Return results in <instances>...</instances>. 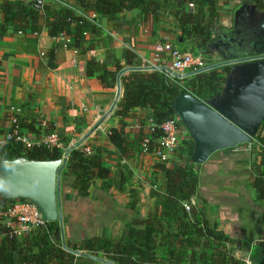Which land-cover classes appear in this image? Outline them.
<instances>
[{
  "label": "crops",
  "instance_id": "obj_1",
  "mask_svg": "<svg viewBox=\"0 0 264 264\" xmlns=\"http://www.w3.org/2000/svg\"><path fill=\"white\" fill-rule=\"evenodd\" d=\"M240 2L231 0L220 12L224 29L230 30L236 23L235 14L239 11ZM74 3L75 0H63L60 4L70 7ZM253 4L248 2V5ZM242 13L239 14L244 18L242 29L233 28L234 35L226 41L229 47H240L247 53L250 41L255 38L257 18L249 12ZM83 33L79 48L75 46L73 37H70L71 46L63 48L60 39L48 37L43 27L37 32L25 33L9 28L3 36L0 35V147L11 141V109L18 108L20 127L17 132L31 144L38 145L52 135L56 137L61 154L77 148L88 149L90 154L100 152L104 166L117 180L119 176L124 178L125 191L115 187L103 189L102 181L95 180L88 196L83 198L70 187L73 178L61 176L64 240L65 244L71 245L93 238L123 239L128 224L146 219L158 206L150 192L163 194L165 186L162 173L153 169L154 164L159 163L155 156L136 152L131 145V154L122 157L108 141L109 131L120 123L114 112L123 96L121 85L116 106L108 112L115 101L119 74L122 75L126 69L137 68L131 67L135 62L141 63L140 68L167 65L168 54L157 53V46L171 44L184 50L181 40L177 42L179 32L175 20L167 11H161L154 23L141 19L136 10L122 12L113 19L96 16ZM215 55L221 56L219 53ZM89 63L109 72H116L117 67L122 69L114 85L102 86L97 79L100 72L95 76L87 75ZM135 113L125 123V132L132 136L131 143L135 142L134 134L139 129L150 127L147 111L136 110ZM139 121H142L141 126ZM182 135L185 136L184 133ZM13 141L19 148L23 147ZM247 154L249 152L220 151L198 166L197 197L207 202L206 215L210 224L217 225L230 238L238 239L243 232L256 235L259 231L264 240V224L261 222L264 205L256 202L250 185L254 167ZM175 162L173 156L165 165L170 168ZM132 194L138 198L137 205L133 207L130 206ZM77 257L79 264L111 263L100 254Z\"/></svg>",
  "mask_w": 264,
  "mask_h": 264
},
{
  "label": "trees",
  "instance_id": "obj_2",
  "mask_svg": "<svg viewBox=\"0 0 264 264\" xmlns=\"http://www.w3.org/2000/svg\"><path fill=\"white\" fill-rule=\"evenodd\" d=\"M25 1L34 0L0 1L1 36L9 28L15 32L25 33L37 32L43 27L47 30L48 37L53 40H58L61 34L73 37L75 46L79 48L83 30L88 24L77 16V13H92L113 19L122 12L136 10L141 19L154 23L161 11H167L174 18L179 32L177 42L181 40L183 44H191L203 54H207L211 53L209 46L218 30L216 22L221 17L220 12L231 0H75L70 7L62 6L60 3L63 0H44L41 11L27 6ZM246 1L254 3L259 11H264V0ZM139 66L140 62L131 65ZM87 68V75L90 76L100 72L97 79L102 86L114 85L117 74L122 69L117 67L116 72H109L90 63ZM227 69H214L199 74L185 85L183 81L170 78L160 71L122 73L119 82L123 96L114 112V117L119 119L120 123L116 129L109 131V143L122 157H126L131 154V145L134 151L142 153V144L148 140L147 151L153 154L156 151V141L162 137L160 126L176 118L172 109L173 99L180 93L192 95L202 102L218 97ZM136 110L148 112L150 127L147 130L139 129L135 133L136 136L134 134L135 142L131 143L132 136L125 132V123L135 116ZM138 123L139 126L142 125V121ZM19 127L20 124L17 122L12 130ZM179 129L186 132L180 122ZM263 130L264 121L252 143V146L258 143L259 152L255 154L251 151L247 154L254 167L250 175V185L256 202L261 206L264 205ZM247 146L240 145L237 148ZM192 147V141L187 133L174 155L177 162L172 167L167 168L165 163L160 162L154 164L153 169L163 175L165 191L163 194L150 192V197L157 200L158 206L146 219L134 220L128 224L125 238L119 240L93 238L81 241L77 245L67 243L66 248L90 256L100 254L113 264H240L234 259L236 251H249L251 262L264 264V240L259 231L256 235L243 232L240 238L233 239L217 225L210 224L206 215L207 202L197 197L198 166L189 164ZM61 156L60 149L43 144L26 149L19 148L11 140L0 147V157L9 160L20 157L31 160H57ZM65 177L73 178L70 187L83 198L88 196L95 180L102 181L103 189L115 187L119 191H125L122 184L124 178L119 176L117 180L104 166L101 153L86 154L83 148L74 149L69 153L62 173V178ZM193 199L194 204L191 203ZM11 203L14 202L0 200V205L3 206ZM137 203V195L132 194L130 206H136ZM185 204L189 211L185 210ZM261 222L264 224V213ZM58 230L57 222L45 223L24 237L18 238L12 236L9 228L0 222V264H79L80 259L76 255L62 248Z\"/></svg>",
  "mask_w": 264,
  "mask_h": 264
},
{
  "label": "water",
  "instance_id": "obj_3",
  "mask_svg": "<svg viewBox=\"0 0 264 264\" xmlns=\"http://www.w3.org/2000/svg\"><path fill=\"white\" fill-rule=\"evenodd\" d=\"M27 6L41 11L42 0L29 1ZM250 10L257 18V31L250 41V51L236 57L222 55L221 61L211 69L228 68L221 94L202 102L192 95L180 93L172 101L174 115L193 144L189 157L192 166L205 164L217 152L252 144L264 121V59H259L264 57V12L258 13L253 5ZM246 56L255 58L238 60ZM134 70L139 69L130 68L124 72ZM119 77L115 101L108 113L114 110L119 99ZM72 150L66 151L65 158L57 160L0 157V200L33 204L44 223H58L63 249L76 256L90 257L67 249L64 240L60 182L67 164L66 157Z\"/></svg>",
  "mask_w": 264,
  "mask_h": 264
},
{
  "label": "built area",
  "instance_id": "obj_4",
  "mask_svg": "<svg viewBox=\"0 0 264 264\" xmlns=\"http://www.w3.org/2000/svg\"><path fill=\"white\" fill-rule=\"evenodd\" d=\"M192 7V5H189ZM83 20H85L86 24L89 22H93L96 19L95 14H79ZM81 25H83L81 23ZM87 26V25H86ZM84 35V33H82ZM60 41L62 42V47L67 48L71 46V40L69 36H65L61 34L59 36ZM157 53H167L169 56V63L167 65H162L159 67H137L134 71H160L163 72L166 76L177 79L179 81H185L194 76L202 74L206 71H211L212 67L204 66V62L202 61L201 54H193L189 51H183L177 47L172 46L171 44H164L157 46ZM75 53H77L75 51ZM261 57V56H256ZM255 57H243L238 60H246ZM259 59H264L259 58ZM216 65V64H215ZM152 68V69H150ZM162 68V69H159ZM130 72V71H128ZM20 113L18 108L11 109V121L13 126L17 124V116ZM160 130L162 131V137L156 141V151L151 154L155 156L158 162L167 163L171 157H173L183 142L187 132L179 129V122L177 118L171 119L160 126ZM185 136L183 137L182 134ZM10 140H15L22 144V146L26 149L32 148L34 145L27 141L26 138L20 136L17 132V128L11 131L9 135ZM9 140V141H10ZM253 143V142H252ZM39 144H43L47 147H56L58 146L57 140L55 136H48L41 140ZM38 144V145H39ZM148 140H145L142 144V149L144 154L148 153ZM238 147V146H237ZM233 148L231 151L233 153H239L241 151L250 152L252 144L247 147H239ZM246 148V149H245ZM242 149V150H241ZM86 154H90L88 149L84 150ZM64 152L61 156V159L65 158ZM150 155V154H149ZM66 161H68V156L66 157ZM186 211H189V207L187 204L184 205ZM0 222L4 224L10 230V234L12 236H16L18 238L24 237L29 234L32 230L37 227L44 225L43 218L41 214L37 211L35 206L29 202H14L8 205H0ZM234 259L237 260L240 264H256L251 262L250 260V252L249 251H237L234 254Z\"/></svg>",
  "mask_w": 264,
  "mask_h": 264
},
{
  "label": "flooded vegetation",
  "instance_id": "obj_5",
  "mask_svg": "<svg viewBox=\"0 0 264 264\" xmlns=\"http://www.w3.org/2000/svg\"><path fill=\"white\" fill-rule=\"evenodd\" d=\"M239 5H240L239 11L237 12V14H235L236 23H233V26L231 27L230 30H226L224 28L220 30L218 29L216 32V36L213 38V41L211 42L209 46L210 52H212L213 54L219 53L221 55L219 56L220 60L222 58V55L227 56V57H230V56L236 57V56L243 55L246 52L244 51L243 48H240V47L238 48L229 47L228 41H226V39H229L228 37L234 35L233 33L234 31L232 30L233 28L242 29V21L244 20V18L242 16H239V14H243L242 12L244 11L245 13L249 12V15L251 14V10H250L251 5H248V2L246 0H241Z\"/></svg>",
  "mask_w": 264,
  "mask_h": 264
},
{
  "label": "rangeland",
  "instance_id": "obj_6",
  "mask_svg": "<svg viewBox=\"0 0 264 264\" xmlns=\"http://www.w3.org/2000/svg\"><path fill=\"white\" fill-rule=\"evenodd\" d=\"M236 1H239L240 2V0H236ZM235 5V4H234ZM233 6V5H232ZM233 8V7H232ZM232 8H231V10H232ZM224 22V20H223V16L222 17H220L218 20H217V22H216V28L217 29H222L223 28V26L221 25L222 23ZM183 49L184 50H186V51H189V52H192L193 54H201V58H202V61L204 62V66H206V67H209V66H213V65H215V64H217V63H219L218 61H219V57L217 56V55H215V54H213L212 52L211 53H207V54H203L200 50H198V49H196L193 45H191V44H184L183 45ZM183 50V51H184ZM218 69H222V68H218ZM220 72H224V70H219ZM206 72H208V71H206ZM205 73V72H204ZM192 78H190V79H187V80H185V81H183V84L185 85V83L186 82H188L189 80H191ZM20 136H22V135H20ZM246 149V148H245ZM242 150V149H241ZM259 145H258V143H254V145L251 147V151H254L255 152V154H257L258 152H259ZM250 151V152H251ZM244 151H241V152H239V153H243ZM58 224V223H57ZM58 227H59V225H58ZM264 234V233H263ZM58 235H59V240H61V238H60V229L58 230ZM230 249H232L231 247H229Z\"/></svg>",
  "mask_w": 264,
  "mask_h": 264
}]
</instances>
